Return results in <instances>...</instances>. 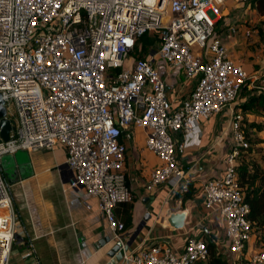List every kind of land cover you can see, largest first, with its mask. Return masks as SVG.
Instances as JSON below:
<instances>
[{"label":"built area","instance_id":"2783aa9c","mask_svg":"<svg viewBox=\"0 0 264 264\" xmlns=\"http://www.w3.org/2000/svg\"><path fill=\"white\" fill-rule=\"evenodd\" d=\"M224 2L0 0V94L17 125L11 139L0 142V264H10L19 224L1 166L5 155L65 146L73 173L69 187L98 198L113 240L123 244L126 225L117 209L133 200L124 130L146 131V148L157 158L149 191L168 183L182 196L189 192L180 161L186 138L203 118L232 107L249 78H258L230 57L215 31ZM153 32L159 33L158 55L197 79L176 110L153 58L132 54L139 38ZM229 32L239 33L236 26ZM243 119L233 107L235 148L225 175L204 184L205 207L224 219L221 246L234 264H264V232L254 233L236 171L241 149L250 146ZM208 257L206 241L190 237L180 254L155 243L125 252L123 264H196Z\"/></svg>","mask_w":264,"mask_h":264},{"label":"crops","instance_id":"0c3cea01","mask_svg":"<svg viewBox=\"0 0 264 264\" xmlns=\"http://www.w3.org/2000/svg\"><path fill=\"white\" fill-rule=\"evenodd\" d=\"M220 16L215 31L227 46L230 57L236 63L248 66V73L257 76L260 61L254 56L256 46L252 47L249 41L253 30L245 19L237 21L240 19L238 13L230 12L223 5ZM233 17L235 20L230 22ZM231 26H236L239 33L230 34ZM249 29L251 36L246 37ZM193 50L197 55L201 53L197 45H193ZM148 57L153 58L165 82L171 109H178L190 96L197 79L188 78L181 66L171 67L158 55V50ZM233 107L235 102L232 107L203 118L186 138L180 161L195 189L193 197L187 200L168 183L153 191L147 189L157 158L146 148L144 129L131 126L124 130L125 168L133 200L120 206L117 216L124 223H130L122 235L130 252L161 243L180 254L188 238L201 237L205 241L214 240L226 255V249L221 246L225 240L224 219L218 212L206 209L203 186L209 179L225 175L227 159L235 148L231 126ZM248 117L255 119L254 115ZM66 160V148L60 143L49 149L19 150L1 159L19 223L10 264H123V260L115 263L109 256L115 241L98 198L83 188L69 187L73 173ZM181 212L187 216L185 226L175 229L170 225L169 217ZM107 237L112 243L102 247L100 243ZM233 261L231 257L229 262L234 264Z\"/></svg>","mask_w":264,"mask_h":264},{"label":"trees","instance_id":"16d2710c","mask_svg":"<svg viewBox=\"0 0 264 264\" xmlns=\"http://www.w3.org/2000/svg\"><path fill=\"white\" fill-rule=\"evenodd\" d=\"M247 3L252 10L256 11L260 16H264V0H248ZM259 34L261 39L264 40V27H260ZM156 35L159 36V33L153 32L139 38L137 46L132 53L133 56L136 58H147L151 53L150 45L155 44L159 48L160 39ZM235 109L244 115L242 130L245 138L250 143L248 148L241 149L237 159L236 171L244 200L251 209L249 219L254 228V233L257 237H260L264 232V167L260 162L253 161L256 153L254 145L257 142L261 143L260 141H255V139H261L259 136L264 131V121L257 119L259 117L264 119V85L260 84L259 78L255 81L248 80L243 85L237 95ZM249 115H254L255 119L251 120L248 117ZM254 136H256L255 139ZM194 190V186L191 183L189 192L183 195V199L192 198ZM125 225L127 228L130 223L126 221ZM206 244L209 250V257L206 261H199L196 264H231L227 257L218 249L216 243L206 240Z\"/></svg>","mask_w":264,"mask_h":264},{"label":"rangeland","instance_id":"374dc122","mask_svg":"<svg viewBox=\"0 0 264 264\" xmlns=\"http://www.w3.org/2000/svg\"><path fill=\"white\" fill-rule=\"evenodd\" d=\"M234 1H236V2H233V0H225V2L222 5L224 7H227V9H229L230 12L238 13L240 15L239 16L240 19H238L237 21L241 22L240 21L241 19H245L246 24L251 28V30H253V36L249 38V41L252 42V44H251L252 47L254 45L256 46V53L254 56H255V58H258L260 61V64L258 66V69L260 72L258 74L259 76L257 75V77L259 78L260 84L264 85V40L261 39V36L259 34L260 27H264V24H263L264 23V17L260 16L256 11H254L250 8V5L247 3L248 0H246V1L245 0L244 1L234 0ZM235 18L236 17H233L230 20V22H233L235 20ZM156 36L159 38L158 35H156ZM149 48H150V52L158 50V47H156L155 44L150 45ZM244 67H246V69L249 68L248 66H244ZM249 76H252V73H249ZM249 80H252V79L249 78ZM9 112L11 115L14 113V106L13 105H11L9 107ZM257 119L259 121H264V119L262 117H259ZM260 135L261 136H259V137H261L263 142L261 141L260 138H256V136H254V139L256 138L255 141H260L261 143L257 142L254 145L256 153L253 157V161L255 160V161L260 162L262 164V166L264 167V138H263L264 137V131ZM229 259L231 260V256Z\"/></svg>","mask_w":264,"mask_h":264},{"label":"water","instance_id":"95a60500","mask_svg":"<svg viewBox=\"0 0 264 264\" xmlns=\"http://www.w3.org/2000/svg\"><path fill=\"white\" fill-rule=\"evenodd\" d=\"M16 131V122L13 118L9 117L8 108L0 94V142L9 141L11 139V133ZM186 217L184 212L171 214L169 223L175 229H182L185 226ZM111 243V238L107 237L100 245L103 247ZM127 251H129V246H126L120 241H115V243L111 245L109 256L114 259L115 263H119L123 260L124 253Z\"/></svg>","mask_w":264,"mask_h":264}]
</instances>
